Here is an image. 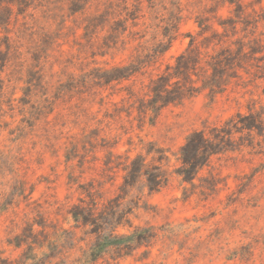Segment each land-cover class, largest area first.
Wrapping results in <instances>:
<instances>
[{
	"label": "rangeland",
	"instance_id": "1",
	"mask_svg": "<svg viewBox=\"0 0 264 264\" xmlns=\"http://www.w3.org/2000/svg\"><path fill=\"white\" fill-rule=\"evenodd\" d=\"M238 2L224 27L229 0H0V264H264V0ZM192 38L199 73L232 54L222 85L156 111L152 79ZM214 128L225 147L184 180L182 145ZM138 155L168 183L123 189ZM96 203L128 213L73 219Z\"/></svg>",
	"mask_w": 264,
	"mask_h": 264
},
{
	"label": "trees",
	"instance_id": "2",
	"mask_svg": "<svg viewBox=\"0 0 264 264\" xmlns=\"http://www.w3.org/2000/svg\"><path fill=\"white\" fill-rule=\"evenodd\" d=\"M20 3L22 0H10ZM230 3H235V16L230 17L227 20H222L220 23L224 27L226 23L237 27V22L242 17V5L238 0H229ZM25 3V2H22ZM77 5L76 3L74 4ZM81 8L75 9V11L81 10ZM2 23V21H0ZM200 27L205 29V22L198 21ZM174 37L170 36L168 44L163 45L160 49L164 52ZM194 45V39L192 38L189 48L177 57L175 65H168L167 71L159 74L156 78L152 79L151 84V98L150 104L156 111L170 103H178L187 97L193 96L200 92L201 89L209 88L210 90H216V87H221V76L223 75L224 67L230 63L232 54L228 49L220 53L218 56H213V60H207V64L202 67L204 74L199 73L197 68L200 66L202 57L201 52L191 55V47ZM161 46V45H160ZM226 60L225 64L223 63ZM120 71V77H127L130 73L121 72L126 67H118ZM211 69V70H210ZM196 75L195 79L193 75ZM201 82V84H199ZM3 88V83L0 82V89ZM242 127L252 130L257 127V120L253 114L242 117ZM214 132L211 135H207L203 130H195L188 137L184 145H182L178 159L181 162L177 173L183 177L184 180L193 179L198 173L199 169L202 168L209 160V158L218 152H220L226 144V137L219 134V129L214 128ZM224 129V128H223ZM226 134L231 133L224 129ZM159 159H163L160 156ZM161 161V160H160ZM126 174L124 176V182L122 188L132 186L136 181L141 178H146L147 185L151 191L158 190L168 183L169 176L167 171L163 168L162 164L149 165L145 158L138 155L134 158H129L128 163L125 166ZM112 200H110L111 202ZM110 206V208H108ZM105 205V210L99 208L97 203L95 206L86 205H75L72 210L73 219L78 224H93L101 227V225H111L113 223L120 224L122 219L126 217L128 211L122 210L118 212L116 205ZM108 209V210H107ZM119 216V219L116 218ZM116 226V225H115ZM112 236V235H111ZM113 237V236H112ZM116 247L121 246L123 238L128 236H114ZM111 243V242H108ZM100 246L99 248H101ZM98 248V249H99Z\"/></svg>",
	"mask_w": 264,
	"mask_h": 264
}]
</instances>
